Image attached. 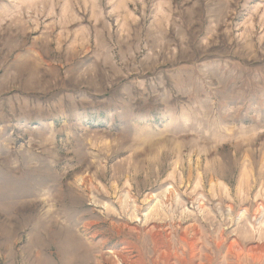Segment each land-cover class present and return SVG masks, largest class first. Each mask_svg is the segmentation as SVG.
Segmentation results:
<instances>
[{
  "label": "rangeland",
  "instance_id": "1",
  "mask_svg": "<svg viewBox=\"0 0 264 264\" xmlns=\"http://www.w3.org/2000/svg\"><path fill=\"white\" fill-rule=\"evenodd\" d=\"M0 264H264V0H0Z\"/></svg>",
  "mask_w": 264,
  "mask_h": 264
}]
</instances>
